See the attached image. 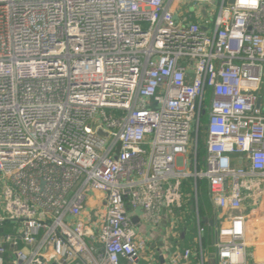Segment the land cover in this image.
<instances>
[{
  "label": "built area",
  "instance_id": "1",
  "mask_svg": "<svg viewBox=\"0 0 264 264\" xmlns=\"http://www.w3.org/2000/svg\"><path fill=\"white\" fill-rule=\"evenodd\" d=\"M189 178L220 211L214 264H264L243 210L264 194V0H0V264H140L132 213L181 209Z\"/></svg>",
  "mask_w": 264,
  "mask_h": 264
},
{
  "label": "crops",
  "instance_id": "2",
  "mask_svg": "<svg viewBox=\"0 0 264 264\" xmlns=\"http://www.w3.org/2000/svg\"><path fill=\"white\" fill-rule=\"evenodd\" d=\"M234 160L236 163V156ZM243 166L246 169L249 168L247 162H244ZM199 182L201 183V187L206 183L209 191L207 181L203 180V183L201 180H195L194 178L186 179L182 185L184 195L183 207L181 209L164 208V218L158 223L147 220L141 211L132 213L133 223L138 234V244L143 257L140 264H184L180 257L185 249H191L193 253L202 249L207 262L214 263L212 260L215 252L214 247H212L213 227L215 221H217V217H220V211L214 207L211 199V211H208L207 207L202 204L199 193L201 187L199 188L198 186ZM253 194L255 198L251 196ZM257 196L260 197V200H258ZM243 197V210L247 216L249 238L256 239L259 234H264V201L262 199L264 194L261 195V192L257 188L252 187L250 191L249 189L245 191ZM88 210L87 214L89 215L97 210L104 211L105 204L103 197L100 195L93 197L88 204ZM172 211L174 212L173 214H171ZM207 231L211 237L212 253L208 246H204ZM158 249L169 252L168 258L167 256L165 257L166 259L158 257L156 253ZM153 253L155 256H152ZM174 254L178 255L177 259H174ZM253 255L254 258L250 260L249 264H255L259 259L258 251L254 250ZM191 262V264H199V258L197 259L194 254Z\"/></svg>",
  "mask_w": 264,
  "mask_h": 264
},
{
  "label": "trees",
  "instance_id": "3",
  "mask_svg": "<svg viewBox=\"0 0 264 264\" xmlns=\"http://www.w3.org/2000/svg\"><path fill=\"white\" fill-rule=\"evenodd\" d=\"M207 123H208L207 116H204L202 118V121H201V127H200V131H199L198 143H197L199 161H200V163L202 165L205 163V159H206V156H207V145H206V141H207ZM201 182H203V181H201ZM203 183H202V185H203ZM204 184L205 185H203L201 187V183L200 182L198 183L199 188L201 187L200 192H199L200 193V199H201L202 204L207 207L208 211H211L212 205H211V202H210V199H211L210 198V192L208 191L206 183H204ZM204 240H205L204 241V246H208L210 248L211 253H212V249H211L212 242H211V237H210V234L208 233V231L206 233V236H205ZM205 264H214V263L213 262L212 263L206 262Z\"/></svg>",
  "mask_w": 264,
  "mask_h": 264
},
{
  "label": "rangeland",
  "instance_id": "4",
  "mask_svg": "<svg viewBox=\"0 0 264 264\" xmlns=\"http://www.w3.org/2000/svg\"><path fill=\"white\" fill-rule=\"evenodd\" d=\"M210 104V97L207 98V101H206V105H209ZM178 232V231H176Z\"/></svg>",
  "mask_w": 264,
  "mask_h": 264
},
{
  "label": "water",
  "instance_id": "5",
  "mask_svg": "<svg viewBox=\"0 0 264 264\" xmlns=\"http://www.w3.org/2000/svg\"><path fill=\"white\" fill-rule=\"evenodd\" d=\"M235 2V0H230V3L233 4ZM213 224V223H212ZM0 232H2V230H0Z\"/></svg>",
  "mask_w": 264,
  "mask_h": 264
}]
</instances>
